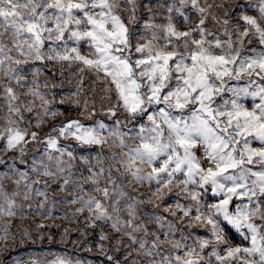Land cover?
<instances>
[{"label": "snow or ice", "instance_id": "1", "mask_svg": "<svg viewBox=\"0 0 264 264\" xmlns=\"http://www.w3.org/2000/svg\"><path fill=\"white\" fill-rule=\"evenodd\" d=\"M122 3L132 13L127 21ZM139 6L137 0H0V151L18 153L0 158V264H21L5 255L10 247L45 240L19 226L14 233L12 220L25 218L18 197L39 198L27 207L49 218L44 202L51 203L53 184V191L74 190L64 202L86 213V227L100 222L118 234L105 252L110 237L100 229L97 244L110 264H120L108 253L119 252L124 237L149 264H264V0H237L231 13L207 0H147V17L132 28ZM46 63L76 65L72 76L94 75L92 84L105 85L100 100H108L106 107L98 114L95 101L78 98L81 78L70 92L77 115L48 125L64 113L54 107L56 85L39 79ZM41 141L42 151L28 157L29 144ZM113 147L119 153L104 155ZM113 171L131 179L125 184ZM4 180L15 187L9 191ZM130 185L155 190L134 199ZM173 190L174 207L163 211L180 216L147 213L157 226L149 231L138 207ZM185 218L197 231L184 230ZM230 231L242 244L233 245ZM33 264L73 262L57 257Z\"/></svg>", "mask_w": 264, "mask_h": 264}, {"label": "rangeland", "instance_id": "2", "mask_svg": "<svg viewBox=\"0 0 264 264\" xmlns=\"http://www.w3.org/2000/svg\"><path fill=\"white\" fill-rule=\"evenodd\" d=\"M147 0H137L139 6L137 12L135 13L137 20L134 24L131 25L132 28H140L142 26L143 20L147 17V13L144 11L143 4L146 3ZM163 3L167 4L171 2V0H162ZM178 2V0H177ZM153 5L157 3V0H152ZM209 4H223L224 7L231 10L235 7L237 0H207ZM121 15L122 18L127 21L128 17L132 15L131 12L126 11L127 5L121 4ZM154 12L167 14L166 8H153ZM217 14L224 17L222 10H217ZM164 15H157L155 17L156 22H163ZM174 22L177 24L178 28L181 30H186L182 19L173 15ZM211 24V21H208ZM215 28L218 32L222 33V29L215 25ZM145 39L150 37L147 34H143ZM224 39L225 37H221ZM257 43L255 40L253 44ZM81 53L87 54L88 49L86 47H81ZM36 66H40V62H36ZM45 67L48 71L42 72L39 76L40 80H47L50 84L56 85L54 89H52V93L55 95L56 104L55 108H58L61 113L64 115L57 116L55 119L46 122L48 125L57 124L61 120L65 119V116L74 117L77 115L79 111L78 108L70 107V100L76 99V97H71L70 92L76 91L77 81L81 78L83 79V84L80 85V96L78 97L81 101L88 98L89 104L91 105L93 101H95L96 108L98 110L101 108L103 104L105 107L108 104V100L105 99L103 101L100 100L101 89L105 86L103 83L92 84L91 81L94 78V75H89L88 73H82L80 75L72 76L69 73L74 72L76 65H73L71 68L67 67L66 63H46ZM53 71L55 72V77H53ZM63 71L64 75L61 76L60 73ZM2 75V74H0ZM31 78V77H29ZM90 89H94V91H90ZM17 91H24V89H17ZM61 99H66L64 104H60L59 101ZM114 99V97H113ZM38 103V102H37ZM3 104V98L0 97V105ZM251 108V104L247 105ZM4 110L0 108V116H3ZM31 118V117H29ZM35 130V129H33ZM50 127H44L43 131H49ZM253 147H259L258 143H254ZM3 147V141H0V148ZM44 147L43 141L38 143H30L27 149V156L31 157L33 153L42 151ZM115 151L119 153L120 149L117 147H113L111 149H105L104 155H108L109 152ZM18 155V153L13 152H2L0 151V158L6 159L8 156ZM95 155V153H93ZM197 155H203V148H200L197 152ZM110 162V161H109ZM4 169L0 168V173H3ZM77 175H79V171H77ZM113 175L117 176L120 180H122L125 184H127L130 177H119V174L113 171ZM2 179V177H0ZM5 188L11 191L15 186L11 180L3 181ZM62 183V182H61ZM56 185L53 184L48 192L51 194L50 201L44 202L45 208L50 210V217L47 219H42L41 215H37L34 211L29 210L27 205L28 203H37L40 202L39 198L36 200L24 201L22 198H17V202L24 205L25 218L21 220L19 216L12 220L13 228L12 231L15 233L19 229H27L29 232L33 234V236H37L39 232H42L45 235L44 241H37V243H24L20 245L18 248L10 247L9 253L5 255H10L12 259L19 258L21 264H33V261H52L57 259V257H67L69 260L76 264L77 261L80 264H110L105 256V252H108V249L112 247L115 241L119 238L118 234L114 232V230L110 226H103L100 222L97 223L96 228L86 227L85 219L86 213L76 214L75 208L78 205H74L71 203H65L64 201L71 200L74 195V190L71 188H67L64 191H53ZM87 190V187H86ZM128 192L133 195L134 199H145V195L149 191H154V188H150L148 185H130L128 187ZM173 193L167 194L163 200L157 203H145L138 207V214L141 216L142 220L147 224L148 230L153 231L157 228L154 222L150 221L147 213L157 212L161 215L167 216L169 219L175 220L180 216V213H176V217H172L169 213L164 212L163 208L167 205H171L174 207L172 203L171 197L174 195ZM139 193V195H137ZM23 193H21V197ZM182 202H186L183 201ZM123 203V201H121ZM43 212V209L41 210ZM195 215V213H192ZM259 222V221H257ZM184 230L185 231H197V229H188L186 227L187 218L184 220ZM37 225H44L43 228L36 229ZM19 226V229L17 228ZM50 226V227H49ZM103 227V231L106 235L110 237L108 241L105 242V252H101L100 248L97 244L100 236V229ZM65 229H68L67 234H65ZM200 234H204L202 231ZM51 235V241L47 240V236ZM229 236L232 239L233 245L242 244V241L238 237V235L234 231L229 232ZM177 238L179 236L177 235ZM149 239H155V237H149ZM164 237L161 236V240ZM131 242L127 237H124L120 244V251L115 253H108L112 255L114 258L119 259L120 264H129L130 261H135V264H149V259L142 256L138 250L128 249L126 246ZM243 246H247L244 244ZM162 247H166L163 245ZM125 251H131V255L125 259L121 254ZM4 257H0L3 259ZM152 259H158V257H152Z\"/></svg>", "mask_w": 264, "mask_h": 264}]
</instances>
